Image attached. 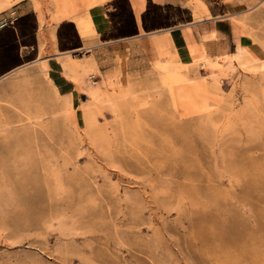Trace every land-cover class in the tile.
I'll list each match as a JSON object with an SVG mask.
<instances>
[{
    "label": "rangeland",
    "instance_id": "obj_1",
    "mask_svg": "<svg viewBox=\"0 0 264 264\" xmlns=\"http://www.w3.org/2000/svg\"><path fill=\"white\" fill-rule=\"evenodd\" d=\"M28 1L46 29L40 30V59L0 80V264H226L220 252L209 253L215 244L206 255L199 252L198 230L188 222L202 208H194L177 185L157 184L154 168L161 159L155 153H199L195 158L189 154L203 175L193 185L225 197L221 213L206 200V214L226 219L233 211L259 231L264 194L243 193V170L252 163L255 175L264 172V71L259 63L247 69L233 61L217 74L200 66L195 52L179 61L172 46L166 47L161 60L175 56L188 65L181 71L198 91L186 107L160 83L151 47L42 62L55 52L51 28L58 23L57 7L52 0ZM106 2L89 7L77 2L73 14L86 17L91 7ZM209 2L222 3L217 12L226 15L236 46L241 43L264 60V0ZM189 3L196 7L200 0ZM68 58L82 59L76 80L62 68ZM90 81L101 91L113 92V87L124 94L119 114L100 105L87 109L108 135L105 146L88 137L80 111L81 102L90 99ZM62 96L68 97L66 108ZM176 136L192 139L189 151ZM6 146L15 153H3ZM117 156L131 163L141 159L144 173L127 169L123 176L112 159ZM160 199L167 205L161 206ZM257 264H264V246Z\"/></svg>",
    "mask_w": 264,
    "mask_h": 264
},
{
    "label": "bare ground",
    "instance_id": "obj_2",
    "mask_svg": "<svg viewBox=\"0 0 264 264\" xmlns=\"http://www.w3.org/2000/svg\"><path fill=\"white\" fill-rule=\"evenodd\" d=\"M18 1H20V0H9L5 4V2L3 0H0V9H3V7L5 5H9V4L11 5V3L12 4L16 3V2L18 3ZM52 1L55 4V6L57 7V12H58L57 21L58 22H60L62 20L72 21V23H74V25L76 26L80 35L85 36L89 32L92 31L93 27L91 25L90 19L87 16L86 17H80V16L73 14L75 3L81 2L85 6L89 7V6L95 5L96 3H100L103 1H109V0H73L74 5L71 4L70 0H52ZM131 1L133 4L135 13L137 15H139L140 11L143 9L145 0H131ZM201 7L204 10H206V12H207V8H205V6L203 4ZM195 14L196 15L198 14V8L197 7H195ZM206 37L215 38L216 33L211 32ZM171 43H172L171 39L167 38V37L155 38L151 41V50L157 56L155 64H156V68L159 72L160 83L164 86H168V95L173 100H179L183 105H185L186 107H189L192 104L193 98L195 96H197L198 91L196 88L189 87L188 78H187L186 74L181 71L182 68H186L188 65L181 64L178 60L175 59V56L171 57L170 59H165V57H163L162 58L163 60H161V58H160L161 56H163L165 54V52H164L165 48L170 47ZM66 55L69 56L70 54L67 53ZM81 60L82 59L68 58L63 63L62 68L64 69L65 73L69 77H72L73 79H75L76 73L79 72V68L81 69V67H82V66H80V64H77ZM233 61H236L242 68L247 67V69H249L248 67H254V65L259 63V68L264 71V60L254 57L252 55V53L249 52V50L246 48V46H244L241 43L237 44L236 49L233 53L226 54V53L222 52L221 54L215 56L214 59H211L210 57H208L205 54L204 50L201 49V54L197 59V63H199L200 66L208 67L212 70V73L216 72L217 74H221L224 71L223 67L225 65H226L225 67L230 68L231 63ZM256 69L254 71H256ZM90 76H92V75H90ZM262 76L264 77L263 74H262ZM263 80H264V78H263ZM51 85H52V87H54L53 84H51ZM54 89H56V88L54 87ZM111 89L113 90V92L101 91V89L98 87L97 83H93L90 81L89 85H88V95H89L90 99L87 101H82L81 106H80V111L82 113V117L84 120V127L86 130V134L88 135V137H89V135L92 136L94 139H91V140H94L93 142L96 141V143L100 146L101 145L105 146V144L107 142L106 136H108V135H106V133H104V131H102L101 129H99L95 125L94 118L87 112V109H88V107H97V105H100L106 109H109V110L111 109L116 114H119L118 100L122 99L124 97V94H123V91L121 89L115 90L113 87ZM62 97H64V100L61 102V104L64 108H66V106L68 105L67 104L68 103V97L67 96H62ZM155 120H156V118H155ZM157 125H158V123H157ZM177 128L181 130L180 127H177ZM204 137H206V136L204 135ZM177 140H181V143L183 144V146L186 147V151H189V149L192 145L191 144L192 139H190L188 136H187V138L184 136H182L181 138L176 136L175 141H177ZM13 142L14 143L17 142V143H15V145H17L18 144V138L14 137ZM11 147L6 146L3 150V153H15L14 149H12ZM11 149H12V151H11ZM186 154H188V155L186 156L185 153H182V152L181 153H176V152L173 153L172 152V153H170V155L165 156L164 153H155V156H157L159 159H161L160 160L161 165L154 168V173H155L156 178H158V180L156 181L158 185H161V186L166 185V186H170V187L172 184L177 185L179 192L187 195L190 198L191 203L194 206V208H197V207L202 208L200 211H194L193 218L189 219L190 221L188 222V223H190L192 228H196V230H198L196 235L194 236V238L200 240V243H202V248L199 252L203 253V255H206V252L209 250L210 245L215 244L216 248L214 250H210L209 253L210 254H217L220 252L222 254L223 260L226 262V264H257V258L259 257V247L264 246V221H262L263 224H261V228L259 229V231H256V230L251 229L248 226V224L246 223V221L239 219V217H237L233 211H229L228 217L226 219H221V218H219V216L217 217V216H213V215H207L206 211H205L206 200H207V203L211 207H214L215 210H217L216 212H219L222 210L221 208L223 207L222 200H224L223 199L224 196L221 194V192L217 191L216 189H211V188H206V187L197 188L196 184H195V186L193 185V183H195V181L203 180V175L200 172L196 171L195 163H197V162L191 157V156H193L195 158L194 155H199V153H186ZM189 154H191V156H189ZM114 155L115 154H113L111 156H114ZM111 156H110V158H111ZM145 156L148 157V159H150L149 158L150 156H147V155H145ZM145 156L143 157V159H145ZM112 159L117 163L118 169L120 172H122L121 174L123 176H124V174H123L124 170H127V169H129L132 172L134 171V172H138V173H144L145 169L142 168L141 159L135 158L136 160L133 163L128 161V159L126 157H123V156H117V158L113 157ZM244 161H246V158H241V163H243ZM247 166H248V164H247ZM249 166H251V167L248 170H243V172L245 174L244 175L245 176V183L243 186V193L248 197L249 196L255 197L256 194L261 196L262 194H264V193H262V192H264V172H262L259 176H257V175H255V169H253L254 165L252 163H250ZM116 169H117V167H116ZM241 171H242V169H241ZM211 174H213V173H211ZM206 175H207V173H206ZM132 178H133V176H132ZM141 178H143V177H141ZM137 179L138 178H136L135 180H137ZM178 180L185 181V184L184 183L179 184L177 182ZM144 181H145V179H144ZM150 185H151V183H150ZM11 186H14V185H11ZM148 189L150 190L149 187H148ZM164 190H166V188ZM162 194H163V192H162ZM127 195L129 198L130 195L129 194H127ZM127 195H126V197H127ZM134 195H135V193H134ZM164 196H167V195H164ZM29 198H30V196H29ZM181 198L183 199L184 197H181ZM181 198H180V200H181ZM169 199H171V198H169ZM159 201H160L159 204L161 206L167 205V203H166L167 200H161L160 199ZM30 202H31V200H30ZM130 203L132 204V202H130ZM182 204L183 203H181V205ZM27 205H29V204L27 203ZM161 209H163V208H161ZM164 210H167V209L164 208ZM193 210H196V209H193ZM223 210H224V208H223ZM25 211H26V209L24 210V212ZM171 211H172V209H171ZM171 211H170V213H171ZM219 213H221V212H219ZM134 214L135 213H133V215ZM187 226H188V224H187ZM164 230L165 229H163V231ZM155 242H157V241L155 240ZM157 244H158V242H157ZM160 256H161V254H160Z\"/></svg>",
    "mask_w": 264,
    "mask_h": 264
},
{
    "label": "crops",
    "instance_id": "obj_3",
    "mask_svg": "<svg viewBox=\"0 0 264 264\" xmlns=\"http://www.w3.org/2000/svg\"><path fill=\"white\" fill-rule=\"evenodd\" d=\"M3 1L6 4L9 0ZM221 4L200 0L196 15L195 5L191 6L189 0H145L137 15L131 0H109L88 10L93 29L85 36L80 35L70 20L52 26L55 52L42 62L59 63L58 59L67 57V53L88 58L109 50L124 53L132 46L151 47V41L160 37L171 39L178 60L191 59L192 52L200 56L201 49L210 58L222 52L231 54L236 43L232 28L227 30L230 23L226 15L217 12L216 6ZM41 29L46 26L40 25L38 14L28 0L0 9V80L40 59ZM211 32L216 33L215 38L206 37Z\"/></svg>",
    "mask_w": 264,
    "mask_h": 264
},
{
    "label": "built area",
    "instance_id": "obj_4",
    "mask_svg": "<svg viewBox=\"0 0 264 264\" xmlns=\"http://www.w3.org/2000/svg\"><path fill=\"white\" fill-rule=\"evenodd\" d=\"M10 24H12V22Z\"/></svg>",
    "mask_w": 264,
    "mask_h": 264
}]
</instances>
